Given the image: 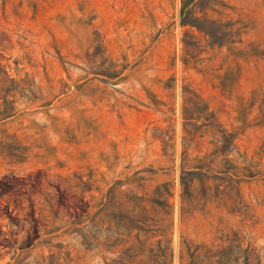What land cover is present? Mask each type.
<instances>
[{"label": "rangeland", "instance_id": "1", "mask_svg": "<svg viewBox=\"0 0 264 264\" xmlns=\"http://www.w3.org/2000/svg\"><path fill=\"white\" fill-rule=\"evenodd\" d=\"M182 10L0 0V264H101L83 181L97 196L135 171L173 183L171 264H264V0Z\"/></svg>", "mask_w": 264, "mask_h": 264}, {"label": "trees", "instance_id": "2", "mask_svg": "<svg viewBox=\"0 0 264 264\" xmlns=\"http://www.w3.org/2000/svg\"><path fill=\"white\" fill-rule=\"evenodd\" d=\"M189 1L180 0L181 12ZM182 23L189 22L184 18ZM6 91L0 94V118L13 112V102L7 99ZM189 168L181 166L182 192L197 177L202 166ZM138 173H133L131 184L126 188L111 187L97 196L91 194L90 177L83 181L82 197H87L88 212L84 214L81 227L82 249L86 255L93 249L101 252V264H171L168 228L173 183L161 181L148 190L142 186L144 178ZM109 251L114 257L106 261L104 253Z\"/></svg>", "mask_w": 264, "mask_h": 264}]
</instances>
